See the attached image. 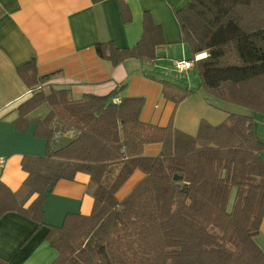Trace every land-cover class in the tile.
Wrapping results in <instances>:
<instances>
[{
  "label": "trees",
  "instance_id": "obj_1",
  "mask_svg": "<svg viewBox=\"0 0 264 264\" xmlns=\"http://www.w3.org/2000/svg\"><path fill=\"white\" fill-rule=\"evenodd\" d=\"M119 8L128 22L123 1ZM175 17L199 87L264 115V0H189ZM163 44L160 27L144 13L133 47L105 41L94 50L112 66L129 59L154 63ZM16 72L32 95L18 106L15 125L25 130L28 115L47 105L48 114L35 121V136L46 141L47 152L22 158L27 177L17 191L0 182V219L13 213L38 228L47 189L79 172L90 181V214H68L45 236L58 253L51 264H264L254 241L264 215V144L254 136L251 115L228 114L218 125L201 120L191 136L172 124L142 122V97L112 102L125 85L74 99L69 89L43 91L39 83L49 75L38 77L34 60ZM160 84L164 98L176 105L191 94ZM150 144L161 145L157 156L144 155ZM135 170L144 177L118 201L116 192ZM0 264L9 263L0 258Z\"/></svg>",
  "mask_w": 264,
  "mask_h": 264
},
{
  "label": "crops",
  "instance_id": "obj_2",
  "mask_svg": "<svg viewBox=\"0 0 264 264\" xmlns=\"http://www.w3.org/2000/svg\"><path fill=\"white\" fill-rule=\"evenodd\" d=\"M119 1L129 10L128 22L123 21ZM188 3L189 0H0V182L11 192L17 191L27 177L21 167L22 158L43 157L47 152L46 141L35 136V121L48 114L47 105L28 115L31 122L25 130L17 129L14 122L18 106L32 95V89L22 82L16 69L32 60L38 77L49 75L39 83L45 92L50 88L69 89L73 98L79 99L87 94L104 96L125 85L115 97L144 98L140 114L144 123L161 128L172 124L176 130L194 136L201 120L218 125L228 114L251 115L254 136L264 144V115L233 105L232 111L226 110L219 103L222 101L199 87L200 80L192 73L195 67L175 17ZM144 13L162 31L164 44L156 48L154 63L129 59L112 66L97 57L94 47L100 42L111 41L118 49L133 47L142 35ZM176 61L191 66L173 77L168 70L157 71L156 65L168 62L175 68ZM161 80L181 90L188 89L191 94L176 105L164 98ZM59 146V139L52 144L53 149ZM160 149V144H150L143 153L157 156ZM260 157L264 163V151ZM143 177L141 171L135 170L116 192V199L121 201ZM89 182V176L79 172L73 180L61 179L47 189L41 206L42 226L38 228L23 216H3L0 258L9 264H51L58 253L45 236L50 227H60L68 214H90L93 198ZM254 241L264 253V215Z\"/></svg>",
  "mask_w": 264,
  "mask_h": 264
},
{
  "label": "rangeland",
  "instance_id": "obj_3",
  "mask_svg": "<svg viewBox=\"0 0 264 264\" xmlns=\"http://www.w3.org/2000/svg\"><path fill=\"white\" fill-rule=\"evenodd\" d=\"M156 66H157V71L158 72L161 71V70H165V71L168 70L172 74V75H170L172 77H173V75L174 76H178V75H176L177 73L179 74V72H177L174 68H172V66L168 62H167V64L166 63H160V64H158ZM158 67H161V68H158ZM172 71H173V73H172ZM192 71H193L192 72L193 75H195L197 77V79L200 80L197 71H195V69L192 70ZM162 72H164V71H162ZM174 73H176V74H174ZM174 78H176V77H174ZM213 99H215V98H213ZM214 101H216V100H214ZM219 103H221L222 106L224 105L223 107H225L224 109H226V110H231L230 107H233L230 104H227V103H224V102H219ZM235 108L238 109L237 107H235Z\"/></svg>",
  "mask_w": 264,
  "mask_h": 264
},
{
  "label": "built area",
  "instance_id": "obj_4",
  "mask_svg": "<svg viewBox=\"0 0 264 264\" xmlns=\"http://www.w3.org/2000/svg\"><path fill=\"white\" fill-rule=\"evenodd\" d=\"M191 64L185 61H176L175 65H174V69L179 72V73H183L186 70H188L190 68ZM112 102L117 103L119 102V98L118 97H113L112 98ZM3 162V159L0 158V163Z\"/></svg>",
  "mask_w": 264,
  "mask_h": 264
},
{
  "label": "bare ground",
  "instance_id": "obj_5",
  "mask_svg": "<svg viewBox=\"0 0 264 264\" xmlns=\"http://www.w3.org/2000/svg\"><path fill=\"white\" fill-rule=\"evenodd\" d=\"M199 57H200V59H201V58H203V57H205V56H204V54H202V55H199Z\"/></svg>",
  "mask_w": 264,
  "mask_h": 264
}]
</instances>
